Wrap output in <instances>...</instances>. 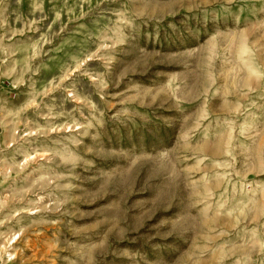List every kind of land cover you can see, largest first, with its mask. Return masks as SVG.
I'll list each match as a JSON object with an SVG mask.
<instances>
[{
	"label": "rangeland",
	"instance_id": "374dc122",
	"mask_svg": "<svg viewBox=\"0 0 264 264\" xmlns=\"http://www.w3.org/2000/svg\"><path fill=\"white\" fill-rule=\"evenodd\" d=\"M0 264H264V0H0Z\"/></svg>",
	"mask_w": 264,
	"mask_h": 264
}]
</instances>
